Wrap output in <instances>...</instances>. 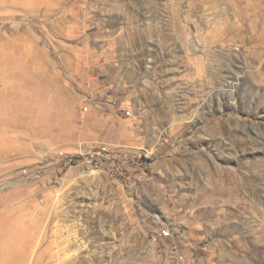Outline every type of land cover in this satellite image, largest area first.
<instances>
[{"label": "rangeland", "instance_id": "rangeland-1", "mask_svg": "<svg viewBox=\"0 0 264 264\" xmlns=\"http://www.w3.org/2000/svg\"><path fill=\"white\" fill-rule=\"evenodd\" d=\"M0 262L264 264V0H0Z\"/></svg>", "mask_w": 264, "mask_h": 264}, {"label": "built area", "instance_id": "built-area-1", "mask_svg": "<svg viewBox=\"0 0 264 264\" xmlns=\"http://www.w3.org/2000/svg\"><path fill=\"white\" fill-rule=\"evenodd\" d=\"M108 154V153H107ZM109 156V155H108ZM163 236L167 237L168 236V233H163Z\"/></svg>", "mask_w": 264, "mask_h": 264}, {"label": "bare ground", "instance_id": "bare-ground-1", "mask_svg": "<svg viewBox=\"0 0 264 264\" xmlns=\"http://www.w3.org/2000/svg\"><path fill=\"white\" fill-rule=\"evenodd\" d=\"M250 28V27H249ZM0 264H1V262H0Z\"/></svg>", "mask_w": 264, "mask_h": 264}]
</instances>
